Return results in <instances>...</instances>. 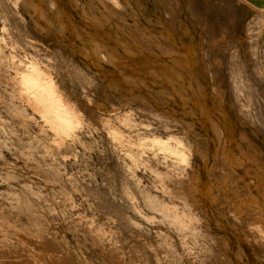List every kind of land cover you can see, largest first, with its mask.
<instances>
[{"label": "rangeland", "instance_id": "obj_1", "mask_svg": "<svg viewBox=\"0 0 264 264\" xmlns=\"http://www.w3.org/2000/svg\"><path fill=\"white\" fill-rule=\"evenodd\" d=\"M47 1L44 0V3L47 7H50L51 2ZM82 1L71 0V3L81 6ZM105 1L109 6L112 4L111 0ZM116 1L121 5L123 3V6L126 2V0ZM137 1L140 3L139 14H142L141 17L144 16L142 20L146 16L148 26L151 27V32H154L152 33V35L154 34L153 41H157L154 42L151 51L153 54H158L169 47H165L168 44L162 39L163 35L161 34L163 31L160 30L162 29L160 24L168 16L177 14L181 0ZM12 2L13 0H0V27L3 29L1 31L0 28V34L2 33L0 35V46L2 45L0 47V116H2L0 117V166H3L0 167V194L2 193L0 195V219L8 220L11 218L10 221L15 222L17 220L15 223L20 222L23 224L20 225L24 228L28 223L27 228L40 229L39 231L45 233L44 235L48 237V240L50 237L51 243L59 252L65 249V252L61 253L66 256L67 261L69 260V264H104V262L105 264H139L137 262H140V264H153L154 262V264H231L232 262L236 264H264V240L261 239L258 233V228L262 226L261 224H264V219L261 218V215L264 216V207L262 206L264 195L261 193L264 184V17L261 12L264 8V5L262 6L264 0H186L185 6L196 28L195 39L198 44L196 58L200 66L206 64V74L208 73L206 83L210 91L207 90V92L211 95L206 96V104H210L209 96L217 97L215 94H219L220 101L216 99L215 102L217 104L219 102L217 105L219 109H223L228 113L231 126L227 128L221 125L219 133L209 132L212 139L198 142L194 146L193 139L185 129L186 123L190 122L188 118L190 119L193 105L191 102L187 105H181L177 102L178 99H191L190 92L181 87L179 83L172 82L164 74L154 73L151 89L158 92L151 91L152 95L154 93L152 96L154 100L153 108L151 107L148 113L142 114V111L133 107L135 111L134 130L129 133L127 129L122 128L125 135H131L129 137L131 144L129 146L123 144V147L113 143L107 132L96 122L95 114H93L94 107L88 102V98H95L99 94L98 86L96 82L90 81L92 80L91 76L84 68L79 70L76 67V63L79 64V62L75 56L70 55V52L63 48L64 46L59 41L60 36L57 33L56 24H53L54 26L50 28V31L38 30V32L36 28L33 29L28 24L29 20L26 14L20 15L18 18V14L12 9ZM253 7L256 8L253 9ZM257 8H259V12L256 11ZM117 11L121 15L129 13L122 9ZM154 11L156 12L154 13ZM150 15L153 17H150ZM154 16H157V18ZM152 20L155 21L156 26ZM258 24L262 25L263 29ZM5 25L6 27H4ZM257 28L260 30L257 31ZM155 34L158 39L155 38ZM33 35L37 36L33 37ZM52 37L55 39H52ZM38 42H42L43 46L42 43ZM4 45L10 48L5 49ZM56 55L58 56L56 57ZM13 56H16V59ZM30 61L40 63V68L45 65L46 67L44 66V69H42L48 71L57 81V85L65 97L83 113L88 126L74 138H65L54 142L53 132L42 127L43 124L38 116L32 114L31 109L24 102L12 96V84L1 79L2 73L12 76V69L16 64L24 68ZM168 84L172 88L175 87V89L173 88L177 99H173L175 101L168 99V92L165 91L168 89ZM165 86L166 89H163ZM177 89H180L181 93ZM187 91L189 93H185ZM155 94L157 95L155 96ZM185 94L188 95L185 96ZM157 96L161 99L156 98ZM155 100L158 101V104H155ZM22 106L25 108V112ZM194 106L197 107L196 112L199 111V114L202 107ZM168 108L170 109L168 110ZM14 109H17L20 114L25 113L26 116L28 115L27 117L33 118L32 116H35L36 118L23 126L21 120L14 115L16 112ZM171 110L175 112L172 114L173 117H171ZM180 117L182 121H180ZM175 125L176 127H174ZM196 129L198 133L203 135L204 131L200 125L196 126ZM228 131H230V134ZM230 135L231 141L228 139ZM177 136L181 137L178 138ZM186 142L188 143L185 144ZM42 146H44V149ZM231 148L233 149L232 152ZM210 150L211 152H209ZM182 151H185L188 155L183 160L180 157ZM238 155L242 157L239 156L240 158H238ZM225 160L226 162H223ZM240 161L242 162L240 163ZM238 162L240 165L237 164ZM8 163L13 165L9 166ZM51 177L53 178L51 179ZM248 177L251 179L250 181ZM26 178L29 182L31 181V184L27 182ZM45 178L46 180H44ZM54 184H57V186ZM189 184L201 188L199 192L194 188H190V194L196 195L195 205L193 206L187 204L184 196V190L188 188ZM260 193L261 195H259ZM254 195H256L255 201L258 205L256 203H252L250 207L243 205V209L240 206L239 210L244 211H239L240 215H238L235 212L236 204L240 203L241 199H246L248 196L253 197ZM56 202L59 204L57 205ZM184 202L185 204H183ZM248 212L250 216H248ZM245 213H247V216L244 215ZM192 214L196 217H192ZM182 215L186 217L184 218ZM181 217L185 219L184 222L181 221ZM190 217H192L191 220ZM259 221L261 226L251 225L252 222ZM82 227L89 230L86 231ZM99 228L105 232H102ZM90 234L94 237L95 242ZM245 234L252 245V248H249L250 252L247 260H245L246 257L238 255L237 247V241L240 239H242V242H240L242 246H246V243H248L245 241ZM103 248L105 251L102 250ZM141 252L142 254H140Z\"/></svg>", "mask_w": 264, "mask_h": 264}, {"label": "bare ground", "instance_id": "obj_2", "mask_svg": "<svg viewBox=\"0 0 264 264\" xmlns=\"http://www.w3.org/2000/svg\"><path fill=\"white\" fill-rule=\"evenodd\" d=\"M51 2L50 7H47L44 0H13L12 9L20 15L26 14L28 16V24L36 30L40 31H50V28L56 24L57 33L60 36L59 41L63 45L70 55H74L79 64L76 63V67L79 70L83 68L90 74V81L96 82L98 86V95L95 98H88V102L94 107V113L96 122L101 125L102 129L107 132L113 143L119 147H123V144L130 145L131 135H125L123 129H127L128 132L132 133L134 126V109H138L144 113H148L154 104L153 91L152 88V75L154 73L159 75L164 74L172 82L175 81L179 83L181 87L188 90L185 93H189L191 96L189 100L187 99H176L174 90L171 85L165 90L168 93L169 100H177L181 105L191 104L193 105L192 113L189 116L190 121L186 123L185 129L187 134L193 139V145L195 146L198 142L208 141L212 139L210 136V131L219 133L220 127L226 126L227 128L231 126L230 119L228 118V113L223 109H219L218 104L215 102L219 100V94L217 97L208 98L211 100L210 104H206V96H208V85L206 80V67L205 65L200 66L196 58L197 52V41L195 39L196 28L189 17V12L186 5V0H181L180 7L178 8L177 14L174 16H168L167 19L160 24V29L163 31L162 39L169 46L163 49L158 54H153L151 51L155 40L153 41V36L151 32V27L148 26V22L142 20V14H139L140 3L137 0H126L125 5L119 4L116 0H111L112 4L107 5L105 0H83L81 6L71 3V0H48ZM47 1V2H48ZM73 1V0H72ZM123 1V0H122ZM149 1V0H148ZM190 1V0H189ZM3 2V1H2ZM46 2V1H45ZM152 2V1H151ZM121 3V1H120ZM142 3V2H141ZM150 3V2H149ZM260 3V2H259ZM49 4V3H48ZM147 4V3H145ZM262 4V3H261ZM151 5V4H150ZM258 5V4H256ZM264 3L262 4V6ZM8 6V5H7ZM49 6V5H48ZM144 6V4H143ZM148 6V5H147ZM145 7V6H144ZM153 7V6H152ZM155 7V6H154ZM193 7V6H192ZM257 7V6H256ZM255 7V8H256ZM149 8V7H148ZM253 7V9H255ZM4 9V8H3ZM118 9L126 10L129 13L126 15H121ZM143 9V8H142ZM152 9V8H151ZM157 9V8H156ZM155 9V10H156ZM259 8H257V12ZM10 10V8H9ZM146 10V9H144ZM150 10V9H149ZM4 11V10H3ZM12 11V10H11ZM153 11V10H151ZM150 11V13H151ZM254 10V12H256ZM261 11V10H260ZM143 12V11H142ZM156 11H154L155 13ZM159 12V11H158ZM264 17V8L261 11ZM1 13V12H0ZM11 13V12H10ZM13 13V12H12ZM119 13V14H118ZM122 13V12H121ZM160 13V12H159ZM162 13V12H161ZM160 15V14H159ZM162 15V14H161ZM164 15V14H163ZM162 15V16H163ZM8 16V15H7ZM16 16V15H15ZM25 16V17H26ZM149 16V14H148ZM158 16V15H157ZM157 16H154L157 18ZM161 16V17H162ZM192 16V15H191ZM6 17V16H5ZM4 17V18H5ZM150 17H153L150 15ZM262 17V16H261ZM260 17V18H261ZM262 17V18H263ZM17 18V19H18ZM160 18V16H159ZM150 20L149 18H147ZM7 20V19H6ZM156 20V19H155ZM158 20V19H157ZM2 21V20H1ZM153 21V20H152ZM161 21V20H160ZM159 21V22H160ZM198 21V19H197ZM263 21V20H261ZM260 21V22H261ZM155 24V21H153ZM151 22V23H153ZM259 22V20H258ZM12 23V21H11ZM196 23V22H195ZM9 24V23H8ZM14 24V23H13ZM22 24V23H21ZM263 24V23H262ZM151 25V24H149ZM158 25V24H157ZM2 26V25H1ZM9 26V25H7ZM29 26V27H30ZM156 26V24H155ZM258 26H260L258 24ZM262 26V25H261ZM260 26V27H261ZM264 26V25H263ZM6 27V25L4 26ZM154 27V26H153ZM1 28V27H0ZM20 28V27H19ZM155 28V27H154ZM259 28V27H258ZM257 28V31L260 30ZM262 28V27H261ZM13 29V28H12ZM25 29V28H24ZM156 29V28H155ZM263 29V28H262ZM3 29L1 28V31ZM35 30V31H36ZM264 30V29H263ZM261 30V31H263ZM7 31V30H6ZM27 31V30H26ZM159 31V28H158ZM4 32V31H3ZM9 32V31H8ZM7 32V33H8ZM20 32V31H19ZM24 32V31H22ZM39 32V31H38ZM10 33V32H9ZM42 33V32H40ZM39 33V34H40ZM50 33V32H49ZM53 33V32H52ZM55 33V32H54ZM159 33V32H158ZM263 33V32H261ZM2 34V33H1ZM0 34V35H1ZM29 34V32H28ZM27 34V35H28ZM38 34V33H37ZM45 34V32H44ZM47 34V33H46ZM157 34V33H156ZM155 34V36H156ZM11 35V34H10ZM48 35V34H47ZM45 35V36H47ZM51 35V34H50ZM25 36V35H24ZM30 36V34H29ZM32 36V35H31ZM37 36V35H33ZM42 36V35H41ZM57 36V35H56ZM54 36V37H56ZM9 37V35H8ZM44 37V36H43ZM51 37V36H50ZM52 37V39L54 38ZM222 37V36H220ZM225 37V36H224ZM3 38V37H2ZM39 38V37H38ZM157 38V36L155 37ZM13 39V38H12ZM29 39V38H28ZM33 39V38H32ZM31 39V40H32ZM55 39V38H54ZM158 39V38H157ZM156 39V40H157ZM239 39V38H238ZM57 40V39H56ZM221 40V39H220ZM225 40V38H224ZM1 41V40H0ZM33 41V40H32ZM36 41V40H35ZM34 41V42H35ZM38 41V40H37ZM41 41V40H40ZM58 41V40H57ZM228 41V40H227ZM239 41V40H238ZM258 41V39H257ZM157 42V41H156ZM155 42V43H156ZM223 42V41H222ZM260 42V41H259ZM263 42V41H262ZM6 43V42H5ZM4 43V44H5ZM15 43V42H14ZM30 43V42H28ZM33 43V42H31ZM40 43V42H38ZM42 43V42H41ZM40 43V44H41ZM46 43V42H45ZM227 43V42H226ZM36 44V42H35ZM48 44V43H47ZM58 44V43H57ZM225 44V43H224ZM261 45V44H260ZM259 45V46H260ZM2 46V45H1ZM0 46V47H1ZM6 47V45H4ZM13 46V45H12ZM18 46V45H17ZM36 46V45H35ZM41 46V45H40ZM43 46V43H42ZM41 46V48H42ZM258 46V47H259ZM28 47V46H27ZM257 47V49H258ZM4 48V47H3ZM2 48V49H3ZM10 48V47H9ZM5 48V49H9ZM16 48V47H15ZM29 48V47H28ZM36 48V47H34ZM40 48V47H39ZM58 48V47H57ZM154 48V47H153ZM256 48V47H255ZM17 49V48H16ZM15 49V51H16ZM20 49V48H18ZM31 49H33L31 47ZM46 49V48H45ZM59 49V48H58ZM256 49V50H257ZM4 50V49H3ZM22 50V49H21ZM54 50V49H53ZM63 50V49H62ZM255 50V51H256ZM25 51V50H24ZM48 51V50H47ZM46 51V53H47ZM50 51V50H49ZM55 51V50H54ZM264 51V50H263ZM8 52V50H7ZM6 52V53H7ZM22 52V51H21ZM2 53V52H1ZM5 53V52H4ZM20 53V52H19ZM27 53V51H26ZM45 53V54H46ZM61 53V52H58ZM264 53V52H263ZM16 54V53H15ZM23 54V53H22ZM25 54V53H24ZM23 54V55H24ZM51 54V53H50ZM49 54V55H50ZM52 55V54H51ZM60 55V54H58ZM56 55V57L58 56ZM259 55V54H258ZM12 56V55H11ZM63 56V55H62ZM14 57V56H13ZM27 57V56H26ZM31 57V56H30ZM48 57V55H47ZM68 57V56H67ZM209 57V56H208ZM22 58V57H21ZM52 58V57H51ZM254 58V57H253ZM258 58V57H257ZM255 58V59H257ZM16 59V56L14 57ZM63 59V58H62ZM67 59V58H66ZM69 59V58H68ZM18 60V59H17ZM58 60V59H57ZM60 60V59H59ZM213 60V59H212ZM13 61V60H12ZM20 61V60H19ZM23 61V60H22ZM40 61V60H39ZM38 61V62H39ZM52 61V60H51ZM50 61V62H51ZM68 61V60H67ZM70 61V60H69ZM211 61V60H210ZM24 62V61H23ZM37 62V61H36ZM35 61H30L24 68L20 67L18 64L12 69V76L2 73L1 79L4 82L12 84V96L16 97L21 102H24L27 107L32 111V114L38 116L42 127L53 132L55 139L54 142L63 140L65 138H74L80 131L88 126V122H85L84 115L75 106L74 103L65 97L62 90L58 87L57 81L48 73V71L43 70L44 66L40 68V63L37 64ZM41 62V61H40ZM57 62V61H56ZM63 62V61H62ZM73 62V61H72ZM214 62V61H213ZM216 62V61H215ZM47 63V62H46ZM54 63V62H53ZM219 63V61H218ZM22 64V63H21ZM209 64V63H208ZM212 64V62H211ZM214 64V63H213ZM9 65V64H8ZM69 65V64H68ZM74 65V64H73ZM72 65V66H73ZM50 66V65H49ZM5 67V66H4ZM10 67V66H9ZM46 67V66H45ZM74 67V66H73ZM75 67V68H76ZM8 68V66H7ZM13 68V67H12ZM50 68V67H49ZM10 69V68H9ZM72 69V68H71ZM211 69V68H209ZM214 69V68H213ZM9 71V70H7ZM50 71V70H49ZM59 71V70H58ZM69 71V70H68ZM74 71V70H73ZM208 71V70H207ZM211 71V70H210ZM51 72V71H50ZM213 72V71H212ZM77 74V72H75ZM52 74V72H51ZM73 74V73H72ZM215 74V73H214ZM54 75V74H53ZM75 75V74H74ZM212 75V74H211ZM89 76V77H90ZM209 76V75H208ZM214 76V75H213ZM58 77V76H57ZM77 77V76H76ZM83 76L81 75V78ZM207 77V79H206ZM79 78V77H78ZM162 78V77H161ZM59 79V78H58ZM57 79V80H58ZM163 79V78H162ZM211 79V78H210ZM85 80V79H84ZM154 80V79H153ZM62 81V80H61ZM75 81V80H74ZM155 81V80H154ZM160 81V80H159ZM170 81V82H171ZM164 82V81H163ZM174 82V83H175ZM86 83V82H85ZM159 83V82H158ZM65 84V83H64ZM165 84V83H164ZM167 84V83H166ZM71 85V84H70ZM93 85V84H90ZM173 85V84H172ZM89 86V85H88ZM164 86V85H163ZM162 86V87H163ZM179 86V85H178ZM177 86V87H178ZM94 87V86H93ZM180 87V86H179ZM180 87V89H181ZM75 88V87H74ZM154 88V84H153ZM161 89V88H160ZM159 89V90H160ZM166 89V86L165 88ZM177 89L178 92H180ZM70 90V89H69ZM79 90V89H78ZM162 90V89H161ZM183 90V89H182ZM181 90V91H182ZM155 91V90H154ZM153 91V92H154ZM72 92V91H71ZM156 93L158 91H155ZM177 92V91H176ZM184 92V91H183ZM70 93V92H68ZM87 93V92H85ZM181 93V92H180ZM66 94V93H65ZM94 94V93H93ZM3 95V94H2ZM75 95V94H74ZM92 95V94H91ZM89 95V96H91ZM157 94H155L156 96ZM161 95V94H160ZM166 95V94H165ZM178 95V94H177ZM188 95V94H187ZM185 94V96H187ZM211 95V94H210ZM214 95V94H213ZM79 96V95H77ZM154 96V97H155ZM159 96V94H158ZM156 98H160V97ZM180 96V94H179ZM182 96V95H181ZM74 97V96H73ZM84 97V96H83ZM163 97V96H161ZM178 97V96H177ZM211 97V98H210ZM15 98V99H16ZM77 98V97H76ZM85 98V97H84ZM183 98V97H181ZM187 98V97H186ZM2 99V98H1ZM6 99V98H5ZM100 99V100H98ZM161 99V98H160ZM167 99V97H166ZM222 99V98H221ZM7 100V99H6ZM75 100V99H74ZM165 100V99H163ZM173 100V101H175ZM9 101V100H8ZM168 101V100H167ZM16 102V101H15ZM20 102V103H21ZM158 102V101H157ZM155 100V104L157 103ZM163 102V101H162ZM160 102V103H162ZM176 102V103H177ZM18 103V102H17ZM223 103V102H222ZM22 104V103H21ZM19 104V105H21ZM85 104V102H84ZM158 104V103H157ZM164 104V103H163ZM168 104V103H165ZM4 105V104H3ZM2 105V106H3ZM18 105V106H19ZM194 105L202 107L200 113L196 112ZM24 106V105H23ZM22 106V107H23ZM17 107V106H16ZM26 107V108H27ZM92 107V108H93ZM157 107V105H156ZM155 107V108H156ZM168 107V106H167ZM183 107V106H182ZM1 108V107H0ZM153 108V107H152ZM161 108V107H160ZM163 108V107H162ZM18 109V108H17ZM17 109L14 115H16L23 126H26L31 122L35 116L27 117L24 114L18 113ZM22 109V108H20ZM24 112L25 108L23 107ZM28 109V108H27ZM170 108H168L169 110ZM201 109V108H200ZM29 111V110H27ZM3 112V111H2ZM1 112V114H2ZM30 112V111H29ZM27 112V113H29ZM163 112V111H162ZM171 117H173V110H171ZM186 112V111H185ZM244 112V111H243ZM165 113V112H164ZM175 113V112H174ZM188 113V112H187ZM160 114V113H159ZM169 114V113H168ZM167 114V115H168ZM178 114V113H177ZM185 114V113H184ZM149 115V114H148ZM147 115V116H148ZM155 115V114H154ZM157 115V114H156ZM182 115V113H181ZM8 116V115H7ZM162 117L161 115H157ZM164 116V115H163ZM180 116V115H178ZM186 116V115H185ZM215 118L213 119L212 118ZM2 117V116H0ZM143 117V116H142ZM155 117V116H154ZM170 117V115H169ZM183 117V116H182ZM187 117V116H186ZM5 118V117H4ZM12 118V117H11ZM138 118V117H137ZM145 118V117H144ZM153 118V117H152ZM151 118V119H152ZM175 118V116H174ZM181 118V117H180ZM147 119V118H146ZM150 120V118H148ZM162 119V118H160ZM159 119V120H160ZM171 119V118H170ZM154 120V118H153ZM164 120V119H162ZM179 120V119H178ZM184 120V119H183ZM6 121V120H5ZM90 121V119H89ZM155 121V120H154ZM182 121V118L181 120ZM95 122V123H96ZM167 122V121H166ZM178 122V121H177ZM232 122V121H231ZM1 123V122H0ZM171 123V122H170ZM174 123V121H173ZM41 124V125H42ZM144 124V123H143ZM152 124V123H151ZM183 124V123H182ZM185 124V123H184ZM200 125L204 133L201 135L197 132L196 126ZM15 125V124H14ZM91 125V124H90ZM156 125V124H155ZM174 125V124H173ZM177 125V124H176ZM176 125L174 127H176ZM96 126V125H95ZM141 126V125H140ZM178 126V125H177ZM35 127V126H34ZM124 127V128H123ZM150 127V126H149ZM173 127V126H172ZM181 127V126H180ZM225 127V128H226ZM11 128V127H10ZM19 128V127H18ZM24 128V127H23ZM123 128V129H122ZM148 128V127H147ZM155 128V127H154ZM161 128V127H160ZM167 128V127H165ZM183 128V127H182ZM30 129V128H29ZM36 129V128H35ZM136 129V128H135ZM184 129V128H183ZM21 130V128H20ZM43 130V129H42ZM232 130V129H231ZM24 131V130H23ZM30 131V130H29ZM227 131V130H226ZM37 132V131H36ZM46 132V130H45ZM48 132V131H47ZM183 132V131H182ZM185 132V131H184ZM185 132V133H186ZM230 134V131H228ZM226 132V133H228ZM232 132V131H231ZM32 133V132H31ZM34 133V132H33ZM49 133V132H48ZM134 133V132H133ZM11 134V133H10ZM13 134V133H12ZM22 134V133H21ZM148 134V133H147ZM177 134H179L177 132ZM184 134V133H183ZM186 134V135H187ZM227 134V135H229ZM29 135V134H28ZM34 135V134H33ZM37 135V134H36ZM35 135V136H36ZM48 135V134H47ZM167 135V134H166ZM165 135V136H166ZM185 135V136H186ZM226 135V137H227ZM12 136V135H11ZM22 136V135H21ZM43 136V135H42ZM145 136V135H144ZM184 136V135H183ZM223 136V135H222ZM13 137V136H12ZM16 137V136H15ZM44 137V136H43ZM154 137H156L154 135ZM158 137V136H157ZM162 137V135H161ZM178 138L181 136H177ZM189 137V136H187ZM219 137V136H218ZM23 138V137H22ZM25 138V136H24ZM28 139V137H27ZM30 139V138H29ZM35 139V138H34ZM165 139V137H164ZM174 140V138L172 137ZM177 139V138H176ZM229 141L232 140L231 135L228 138ZM16 140V139H15ZM37 140V139H36ZM44 140V138H43ZM110 140V141H111ZM135 140V139H134ZM143 140V139H142ZM141 140V141H142ZM157 140V139H156ZM167 140V138H166ZM171 140V139H170ZM183 140V139H182ZM215 140V139H214ZM219 140V139H218ZM224 140V139H222ZM19 141V140H18ZM29 141V140H27ZM35 141V140H34ZM180 140L178 139V142ZM187 141V140H186ZM213 141V140H212ZM21 142V141H20ZM48 142V141H47ZM165 142V141H164ZM225 142V140H224ZM52 144L51 142H48ZM155 143V142H154ZM170 143V142H169ZM183 143V142H182ZM186 142L185 144H187ZM214 143V142H213ZM12 144V143H11ZM16 144V142H15ZM14 144V145H15ZM25 144V143H24ZM27 144V143H26ZM36 144V143H35ZM173 144V143H172ZM180 144V142H179ZM208 144V143H207ZM216 144V143H215ZM22 145V144H21ZM34 145V144H33ZM57 145V144H56ZM90 145V144H89ZM164 145V144H163ZM175 145V144H174ZM47 146V144H46ZM53 146V145H52ZM58 146V145H57ZM229 146V144H228ZM233 146V145H232ZM44 146H42L43 148ZM65 147V146H64ZM111 147V146H110ZM168 147V146H166ZM216 147V146H215ZM224 147V146H223ZM235 147V146H234ZM29 148V147H28ZM36 148V147H35ZM92 148V147H91ZM154 148V147H153ZM178 148V147H177ZM222 148V147H221ZM33 149V148H32ZM31 149V150H32ZM44 149V148H43ZM54 149V148H53ZM56 149V148H55ZM101 149V148H100ZM176 149V148H175ZM179 149V148H178ZM184 149V148H183ZM218 149V147H217ZM224 149V148H223ZM20 150V149H19ZM47 150V149H46ZM180 150V149H179ZM30 151V150H29ZM172 151V150H171ZM233 149L231 148V152ZM14 152V151H13ZM16 152V151H15ZM42 152V151H41ZM176 152V151H175ZM211 152V150L209 151ZM3 153V152H2ZM30 153V152H29ZM62 153V152H61ZM145 153H147L145 151ZM154 153V152H153ZM208 153V152H207ZM32 154V153H31ZM39 154V153H37ZM119 154V153H118ZM149 154V153H148ZM174 154V153H173ZM222 154V153H221ZM5 155V154H4ZM36 155V154H35ZM45 155V154H43ZM122 155V154H121ZM120 155V156H121ZM161 155V154H160ZM167 155V154H165ZM186 152L182 151L180 153L181 159H185ZM235 155V154H234ZM242 155V154H241ZM238 155V158L242 157ZM29 156V155H28ZM59 156V155H58ZM63 156V155H62ZM240 156V157H239ZM244 156V155H243ZM11 157V156H10ZM14 157V156H13ZM32 157V156H31ZM40 157V156H39ZM123 157V156H122ZM30 158V157H29ZM34 158V157H33ZM46 158V156H45ZM67 158V157H66ZM76 158V157H75ZM14 159V158H13ZM38 159V157H37ZM40 159V158H39ZM244 159V158H243ZM12 160V159H11ZM15 160V159H14ZM13 160V161H14ZM25 160V158H24ZM60 160V159H59ZM203 160V159H202ZM242 160V159H241ZM245 160V159H244ZM9 161V160H8ZM42 161V160H41ZM48 161V160H47ZM63 161V159H62ZM222 161V160H221ZM237 161V160H235ZM11 162V161H9ZM19 162V161H18ZM25 162V161H24ZM68 162V161H67ZM223 162H226L223 161ZM222 162V163H223ZM242 161H240L241 163ZM1 163V162H0ZM17 163V162H16ZM21 163V162H20ZM50 163V162H49ZM52 163V162H51ZM130 163V161H129ZM246 163V162H245ZM5 164V163H4ZM11 166L12 163H8ZM7 164V165H8ZM19 164V163H18ZM32 164V163H31ZM30 164V165H31ZM41 164V163H40ZM47 164V163H46ZM204 164V163H203ZM239 164V162L237 163ZM244 164V163H243ZM13 165V164H12ZM43 165V164H42ZM74 165V164H73ZM240 165V164H239ZM242 165V164H241ZM46 166V165H45ZM52 166V165H51ZM62 166V165H60ZM76 166V165H75ZM198 166V165H197ZM200 166V165H199ZM203 166V165H202ZM3 167V166H0ZM17 167V166H16ZM28 167V166H27ZM32 167V166H31ZM34 167V166H33ZM42 167V166H41ZM48 167V166H47ZM46 167V168H47ZM151 167V166H150ZM10 168V167H9ZM25 168V167H22ZM59 168V167H58ZM57 168V169H58ZM199 168V167H197ZM3 169V168H2ZM14 169V167H13ZM17 169V168H16ZM63 169V168H62ZM134 169V168H133ZM15 170V169H14ZM21 170V169H20ZM37 170V169H36ZM44 170V169H43ZM196 170V169H195ZM258 170V169H257ZM19 171V170H18ZM62 171V170H61ZM228 171V170H227ZM22 172V171H21ZM256 172V170H255ZM11 173V172H10ZM13 173V171H12ZM20 173V172H19ZM24 173V172H22ZM38 174V173H37ZM62 174V173H61ZM161 174V173H160ZM241 174V173H240ZM44 175V174H43ZM78 175V174H77ZM244 175V174H243ZM1 176V175H0ZM23 176V174H22ZM28 176V174H27ZM40 176V175H39ZM68 176V175H66ZM251 176V175H250ZM249 176V177H250ZM259 176V175H258ZM5 177V176H3ZM38 177V176H37ZM214 177V176H213ZM241 177V176H240ZM248 180L250 181L251 179ZM255 177V176H254ZM53 177H51L52 179ZM78 178V177H77ZM251 178V177H250ZM22 179V178H20ZM24 179V178H23ZM27 179V178H26ZM34 179V178H33ZM37 179V178H36ZM41 179V178H40ZM66 179V177H65ZM64 179V180H65ZM257 179V178H256ZM28 180V179H27ZM38 180V179H37ZM46 180V178L44 179ZM69 180V179H68ZM71 180V179H70ZM151 180V178H150ZM13 181V180H12ZM11 181V182H12ZM23 181V180H22ZM26 181V180H25ZM210 181V180H208ZM248 181V182H249ZM256 181V180H255ZM19 182V180H18ZM28 183L29 180L27 181ZM51 182V180H50ZM61 182V181H60ZM64 182V181H63ZM66 182V181H65ZM76 182V181H75ZM196 182V181H195ZM253 182V181H252ZM263 182V181H262ZM261 182V184H262ZM23 183V182H22ZM35 183V182H34ZM55 183V181H54ZM62 183V182H61ZM73 183V182H72ZM83 183V182H82ZM205 183V182H204ZM203 183V184H204ZM31 184V183H30ZM37 184V183H36ZM50 184V183H48ZM145 184V183H144ZM149 184V183H148ZM210 184V182H209ZM249 184V183H248ZM252 184V183H251ZM260 184V183H259ZM257 184V186H259ZM13 185V184H12ZM22 185V184H20ZM24 185V184H23ZM34 185V184H33ZM39 185V184H38ZM57 186V184H54ZM70 185V184H69ZM77 185V183H76ZM80 185V184H79ZM83 185V184H82ZM85 185V184H84ZM256 185V183H255ZM10 186V185H9ZM75 186V185H74ZM78 186V185H77ZM73 187V186H72ZM71 187V188H72ZM79 187V186H78ZM188 188L184 190V196L186 198L187 204L190 206L195 205L196 195L190 194V188H194L197 192L201 191V188L189 184ZM256 187V186H255ZM6 188V187H4ZM48 188V187H47ZM55 188V187H54ZM57 188V187H56ZM184 188V187H183ZM18 189V188H17ZM21 189H23L21 187ZM52 189V188H51ZM74 189V188H73ZM147 189V188H146ZM223 189V188H222ZM258 189V187H257ZM262 192L264 195V184L262 185ZM6 190V189H5ZM12 190V189H11ZM19 190V189H18ZM49 190V189H48ZM148 190V189H147ZM42 191V190H41ZM56 191V190H55ZM54 191V192H55ZM64 191V190H63ZM66 191V190H65ZM64 191V192H65ZM43 192V191H42ZM78 192V190H77ZM183 192V191H182ZM168 193V192H167ZM205 193V192H204ZM259 193V192H258ZM261 193L259 195H261ZM2 194V193H1ZM0 194V195H1ZM59 194V193H58ZM57 194V195H58ZM65 195V194H64ZM170 195V194H169ZM258 195V196H259ZM63 196V195H62ZM203 196V195H202ZM246 196V195H245ZM256 195L248 196L246 199L243 198L238 201L235 206V212L240 215V206L242 209L245 207H250L252 203H256ZM38 197V196H37ZM46 197V196H45ZM205 199L206 196H204ZM60 198V197H59ZM62 198V197H61ZM60 198V199H61ZM64 198V197H63ZM69 198V197H68ZM182 198V197H181ZM231 198V197H230ZM264 198V196H263ZM40 199V198H39ZM70 199V198H69ZM73 199V198H72ZM105 199V198H104ZM133 199V198H132ZM176 199V198H175ZM184 199V198H183ZM199 199V198H197ZM210 199V198H209ZM64 200V199H63ZM81 200V199H80ZM134 200V199H133ZM174 200V199H173ZM3 201V200H2ZM61 201V200H59ZM58 201V202H59ZM66 201V200H65ZM71 201V200H70ZM184 201V200H183ZM228 201V200H227ZM233 201V200H232ZM104 202V201H103ZM40 203V202H39ZM55 203V202H54ZM57 203V202H56ZM82 203V202H81ZM108 203V202H107ZM1 204V203H0ZM5 204V203H4ZM59 203H57L58 205ZM83 204V203H82ZM90 204V203H89ZM185 204V202L183 203ZM234 204V202H233ZM84 205V204H83ZM112 205V204H111ZM258 205V204H257ZM1 206V205H0ZM9 206V205H8ZM7 206V207H8ZM13 206V205H12ZM69 206V205H68ZM75 206V205H74ZM264 207V202L263 205ZM6 207V206H5ZM61 207V206H60ZM72 207V206H70ZM76 207V206H75ZM98 207V206H97ZM74 208V207H73ZM258 208V207H257ZM5 209V208H3ZM41 209V208H40ZM53 209V208H52ZM174 209V208H172ZM185 209V208H184ZM183 209V210H184ZM210 209V208H209ZM255 209V208H254ZM259 209V208H258ZM8 210V209H7ZM10 210V209H9ZM59 210V209H58ZM56 211V210H55ZM85 211V209H84ZM172 211V210H171ZM185 211V210H184ZM211 211V209H210ZM4 212V211H3ZM181 212V211H180ZM179 212V214H180ZM252 212V211H251ZM7 214V211L5 212ZM13 213V212H12ZM15 213V212H14ZM182 213H184L182 211ZM213 213V212H212ZM16 214V213H15ZM185 214V213H184ZM188 214V213H187ZM191 214V213H190ZM14 215V214H13ZM88 215V214H87ZM97 215V214H96ZM181 215V214H180ZM189 215V214H188ZM187 215V216H188ZM192 217H196L193 216ZM213 215V214H212ZM247 216V213L244 214ZM255 215V214H254ZM253 215V216H254ZM7 216V215H5ZM20 217L19 215H16ZM176 216V215H175ZM183 216V215H182ZM248 216L249 212H248ZM13 217V216H12ZM83 217V216H82ZM87 217V216H86ZM89 217V216H88ZM94 217V216H93ZM184 218L186 216H183ZM181 217V219L183 218ZM190 217V220L191 218ZM256 217V216H255ZM258 217V216H257ZM260 217V215H259ZM258 217V218H259ZM16 218V217H15ZM14 218V219H15ZM79 218V217H78ZM81 218V217H80ZM98 218V217H97ZM177 218V217H175ZM264 219V216L261 215ZM11 220V218H9ZM7 219H0V264H67L66 256L63 255L59 250H57L53 243L49 240L41 231L28 227L24 228L23 224L15 223ZM18 219V218H16ZM88 219V218H87ZM187 219V218H186ZM21 220V219H20ZM91 220V219H90ZM178 220V219H177ZM185 219L181 221L184 222ZM170 221V220H169ZM177 222V221H176ZM171 223V222H170ZM259 222H252L253 225L261 226L258 228V233L261 239L264 240V224H259ZM21 224V225H20ZM36 224V223H35ZM175 224V223H174ZM78 225V224H77ZM83 225V224H81ZM98 225V224H97ZM100 225V224H99ZM101 226V225H100ZM73 227V226H72ZM86 227V226H85ZM98 227V226H97ZM39 228V227H37ZM83 228V227H82ZM90 228V227H89ZM84 229V228H83ZM101 229V228H99ZM108 229V228H107ZM225 229V228H224ZM82 230V229H81ZM86 230V229H84ZM89 230V229H87ZM86 230V231H87ZM98 230V229H97ZM102 232L104 231L101 229ZM45 231V230H44ZM80 231V229H79ZM96 231V230H95ZM48 232V231H46ZM82 232V231H81ZM91 232V231H90ZM105 232V231H104ZM238 232V231H237ZM66 233V232H65ZM85 233V231H84ZM110 233V232H109ZM60 234V233H59ZM89 234V233H88ZM99 234V233H98ZM112 234V233H111ZM67 235V234H66ZM79 235V234H78ZM91 235V234H90ZM248 235V234H247ZM53 236V235H52ZM62 236V234H61ZM235 236V235H234ZM246 236V234H245ZM81 237V236H80ZM90 237V236H89ZM91 237H93L91 235ZM98 237V236H97ZM105 237V236H104ZM228 237V236H226ZM55 238V237H53ZM229 238V237H228ZM237 238V237H236ZM57 239V237H56ZM60 239V238H59ZM94 239V237H93ZM99 239V237H98ZM97 239V240H98ZM105 239V238H104ZM144 240V239H143ZM229 240V239H228ZM59 241V240H58ZM99 241V240H98ZM106 241V240H105ZM152 241V240H150ZM246 246H242L240 242L242 239L238 240V255L246 257L248 259L249 250L252 248L250 239L248 236L245 237ZM53 242V241H52ZM90 242V241H89ZM95 242V239H94ZM206 242V241H205ZM81 243V242H80ZM154 243V240H153ZM61 244V242H60ZM100 244V243H99ZM98 244V245H99ZM103 244V243H102ZM146 244V243H144ZM173 244V243H172ZM85 245V244H84ZM88 245V244H87ZM104 245V244H103ZM108 245V244H107ZM106 245V246H107ZM155 245V243H154ZM153 245V246H154ZM177 245V244H176ZM56 246V245H55ZM61 246V245H60ZM59 246V247H60ZM67 246V245H66ZM136 246V245H135ZM92 247V245H91ZM108 247V246H107ZM115 247V246H114ZM138 247V246H137ZM149 247V245H148ZM178 247V246H177ZM186 247V246H185ZM58 248V247H57ZM86 248V247H85ZM100 248V247H97ZM143 248V247H142ZM250 248V249H249ZM61 249V248H59ZM141 249V248H140ZM145 249V248H144ZM191 249V248H190ZM104 250V248L102 249ZM108 250V249H106ZM113 250V249H112ZM137 250V249H135ZM180 250V249H178ZM255 250V249H254ZM68 251V250H67ZM73 251V250H70ZM76 251V249H75ZM105 251V250H104ZM114 251V250H113ZM151 251V250H150ZM158 251V250H157ZM191 251V250H190ZM193 251V249H192ZM202 251V249H201ZM65 252V251H64ZM78 252V251H77ZM81 252V251H80ZM101 252V251H100ZM136 252V251H135ZM147 252V251H146ZM145 252V253H146ZM153 252V251H151ZM198 252V251H197ZM67 253V252H66ZM144 253V252H143ZM91 254V253H90ZM142 254V252L140 253ZM155 254V253H154ZM73 255V253H72ZM80 255V254H79ZM107 255V254H106ZM137 255V254H136ZM163 255V254H162ZM93 256V255H92ZM119 256V255H118ZM141 256V255H140ZM143 256V255H142ZM145 256H147L145 254ZM196 256V255H195ZM81 257V256H80ZM84 257V256H83ZM149 257V256H148ZM160 257V256H159ZM109 258V257H108ZM101 259V258H100ZM116 259V258H114ZM97 260V259H96ZM109 260V259H108ZM122 260V259H121ZM141 260V259H140ZM161 260V259H160ZM93 261V260H92ZM101 262V260H99ZM135 261V260H134ZM241 261V260H240ZM98 262V261H97ZM114 262V261H113ZM121 262V261H120ZM163 262V261H162ZM165 262V261H164ZM228 262V261H227ZM231 262V260H230ZM247 262V261H246ZM99 263V262H98ZM115 263V262H114ZM125 263V262H123ZM140 264V262H137ZM150 263V262H149ZM155 263V262H154ZM153 263V264H154ZM159 263V262H158ZM193 263V262H192ZM69 264V263H68ZM86 264V263H85ZM90 264V263H89ZM94 264V263H92ZM105 264V262H104ZM109 264V263H107ZM118 264V263H117ZM151 264V263H150ZM231 264H236L232 262ZM246 264V263H245Z\"/></svg>", "mask_w": 264, "mask_h": 264}]
</instances>
